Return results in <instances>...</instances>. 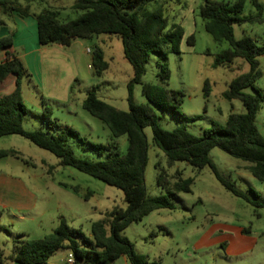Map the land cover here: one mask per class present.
Instances as JSON below:
<instances>
[{"label":"rangeland","instance_id":"obj_1","mask_svg":"<svg viewBox=\"0 0 264 264\" xmlns=\"http://www.w3.org/2000/svg\"><path fill=\"white\" fill-rule=\"evenodd\" d=\"M56 1L72 3V0ZM204 1L153 0L145 5L148 11L161 7L169 22L180 23L184 28L180 52H170L165 58L151 54L141 79L142 83L180 90L183 100L178 112L149 103L141 93V83L133 87V101L149 103L163 128L171 130L184 124L195 135L201 134L214 122L224 124L229 112L245 111L240 100H228L222 93L234 77L249 69L248 62L239 57L227 65H214V55L228 47V43L225 40L215 41L205 31L204 22L198 15V8ZM260 2L263 4L262 21L234 24L235 38L247 35L258 44L264 43V0ZM49 3L45 1L46 8ZM62 10L61 18L72 19L81 14L80 10L67 5ZM254 12V7L247 0L242 15L248 16ZM190 34L194 35L193 45L186 42ZM103 37L106 43L98 40ZM95 46L104 50L105 59L110 64V68L99 76L88 66L91 53L86 49L92 51ZM70 51L78 63L79 81L71 86L73 96L70 104L60 106L50 103L54 112L52 117L56 118L60 127H72L79 134L81 139L70 134L67 137V144L76 156L103 159L108 151L114 149L113 145L117 146L119 153H124L126 136L113 137L108 127L81 105L85 92L94 91L116 108L128 110L126 84L132 76V67L123 56L120 38L106 33L98 37L77 38L71 44ZM258 61L262 74L254 86L264 92V55L259 56ZM157 62L165 63L169 69L167 84L158 76ZM205 80L210 88L207 96L203 91ZM22 85L26 98L32 102L27 105L30 112L25 115L23 124L26 128H35L28 119L35 118L37 111L32 105L33 97L29 95L30 84L24 76ZM244 91L255 93L252 87ZM255 124L264 136V102L256 114ZM40 129L49 132L44 122ZM144 132L148 142L145 169L147 192L150 196H168L173 208L154 210L141 220L131 222L122 231L121 234L129 239L135 251L147 260L159 259L161 264H264V207L232 194L208 165L197 169L187 162L175 161L168 166L163 152L153 143L151 128L146 126ZM90 143L106 145L107 149L100 154ZM0 149H14L19 155L1 158L0 170L23 180L31 190L37 192L34 195L42 203L39 214L32 220L25 212L13 211L8 207L9 202L14 200L13 195H0V245L5 254L12 250V238L22 234L29 238H40L57 225L59 216H63L71 227L80 228L89 236L92 221L103 218L104 212L114 206H126L120 189L74 167L60 165L58 158L50 151L39 148L23 136L10 134L0 137ZM209 157L219 173L235 187L251 200L264 202V182L252 176L247 169L239 167L245 161L217 147L210 150ZM156 164L165 168L171 181L178 176L191 177L190 191L169 196L168 189L156 182ZM76 186L77 190L74 189ZM249 189L256 191L258 198H254ZM20 215L24 217L20 218ZM68 255L66 248H60L53 256L67 259Z\"/></svg>","mask_w":264,"mask_h":264},{"label":"trees","instance_id":"obj_2","mask_svg":"<svg viewBox=\"0 0 264 264\" xmlns=\"http://www.w3.org/2000/svg\"><path fill=\"white\" fill-rule=\"evenodd\" d=\"M25 2L22 5L21 2ZM32 1L48 0H0V11L13 10L22 15H32L36 19L38 42L41 46L61 44L69 46L74 39L91 38L102 33L117 35L122 43L124 58L132 67V76L127 81L128 110H121L101 99L94 91L86 93L82 107L101 120L113 137L126 136L127 147L119 153L117 146L108 151L103 159L94 160L76 156L67 144L68 135L81 139L75 129L60 127L52 117L51 107L44 105L42 121L49 132L40 128L28 129L23 117L29 111L21 95V78L26 74L23 62L16 56L0 60V82L9 74L15 76L13 91L0 95V137L18 134L39 148L50 151L58 158V163L71 166L108 185L115 186L123 193L125 207L114 206L104 212V217L90 224V235L80 228L71 227L63 216L58 217L57 225L40 238L18 235L12 238V250L5 254L0 245V264L18 262L20 264H43L60 249L66 248L73 256L72 264H111L120 256H125L129 264H161L159 259L147 258L135 251L129 239L122 231L131 223L141 220L154 210L173 208L170 198L164 194L150 196L145 183V169L148 161V142L144 128L149 126L152 140L164 154L168 166L175 161H184L197 169L210 166L215 177L232 194L264 207V202L251 200L235 185L224 178L209 157L212 148H219L232 157L247 162L246 169L264 182V136L255 124L256 114L264 102V92L254 86L261 76L258 57L264 55V43L258 44L250 36L235 38L233 25L246 21H262L263 4L260 0H248L255 12L242 15L247 0H205L198 8V15L204 22L205 31L221 42L227 41L228 47L214 55V65L230 64L235 58L245 59L249 69L234 77L223 91L228 100L238 99L245 108L244 112H229L224 124L212 123L199 135L192 134L184 124L173 129H165L159 122L154 104L162 109L178 112L183 100L180 90L153 83H142L146 63L151 54L165 58L168 53L180 52V43L184 28L180 23L169 22L161 7L152 11L145 5L153 0H72V7L80 10L77 17L61 18L56 9L45 8L31 13ZM3 20L0 18V25ZM194 35L190 34L186 42L193 45ZM12 34L0 37V52L12 45ZM158 76L164 84L170 77L165 63H156ZM90 66L95 75H101L108 68V61L99 46L91 51ZM141 83V93L149 103L133 101V87ZM252 87L254 94L244 91ZM209 82L204 81V95L209 94ZM98 153L106 151L107 146L90 143ZM18 157L14 149H0V159L6 156ZM156 182L167 188L169 196L178 192H189L192 178L178 176L171 181L165 168L155 165ZM74 189H78L77 186ZM249 192L254 198L258 194ZM87 193L85 195V198Z\"/></svg>","mask_w":264,"mask_h":264},{"label":"crops","instance_id":"obj_3","mask_svg":"<svg viewBox=\"0 0 264 264\" xmlns=\"http://www.w3.org/2000/svg\"><path fill=\"white\" fill-rule=\"evenodd\" d=\"M46 2H50L47 7L50 9H56L59 12L60 17H62L61 14L64 11L62 10L64 6L67 5V7L73 8V2L64 3L63 1L56 0ZM21 4L25 5L26 3L22 1ZM28 4L31 13H38L46 8L44 5L45 2L32 1ZM0 18L3 20V24L0 25V37L12 34L13 38L12 45L0 52V60H4L6 57L16 56L23 62L26 70L24 77L30 84L28 86L31 87L29 95L33 97L34 104L32 105L36 107L37 111V113L34 114L35 118H29L28 120L35 128H42L43 121L41 118V112L44 105L51 107L52 113H54L52 104L67 106L71 102L73 96L71 86H73V83L79 81V68L73 53L70 51V47L77 39H74L69 46H63L61 44L41 46L38 42L37 23L34 16L22 15L13 10L8 13L0 11ZM94 36L98 37V35ZM98 40L102 43H106L107 41L104 37L100 39L98 38ZM103 53L106 58L104 50ZM109 68L110 64H108L106 70ZM22 78L20 82L21 95L24 103L28 105V103L32 102H29L30 100L25 96L26 92L22 85ZM14 87L15 76L9 74L0 82V95L10 93L13 91ZM77 90L78 92H81L80 89ZM28 112H30V110ZM38 119L41 121H38ZM246 166L247 162L242 163L239 167L246 169ZM34 193L37 192L31 190L23 180L17 179L13 177L12 174L0 170V195H13L14 200L9 202L8 207L12 210L14 209L13 211L18 210L25 212L32 220L39 214V210H41L42 207V203L39 202V199ZM2 204L5 205V203ZM19 217L23 218L24 216L20 215ZM8 233L14 237L12 232L8 231ZM53 255L54 253L47 262L43 264H68V258L57 259ZM7 264L20 263L12 261ZM111 264H129V262L125 256H120Z\"/></svg>","mask_w":264,"mask_h":264},{"label":"built area","instance_id":"obj_4","mask_svg":"<svg viewBox=\"0 0 264 264\" xmlns=\"http://www.w3.org/2000/svg\"><path fill=\"white\" fill-rule=\"evenodd\" d=\"M86 50H87V52H91L89 48H87ZM89 67H90V65H89ZM67 263L68 264H72L73 263V256L70 253L68 255Z\"/></svg>","mask_w":264,"mask_h":264}]
</instances>
